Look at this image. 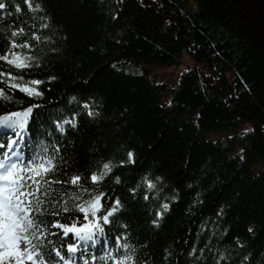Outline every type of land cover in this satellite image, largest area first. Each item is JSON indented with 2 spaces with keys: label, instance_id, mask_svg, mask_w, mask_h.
<instances>
[{
  "label": "trees",
  "instance_id": "trees-1",
  "mask_svg": "<svg viewBox=\"0 0 264 264\" xmlns=\"http://www.w3.org/2000/svg\"><path fill=\"white\" fill-rule=\"evenodd\" d=\"M4 2L0 54L27 40L31 49L14 51L35 59L23 72L0 61V71L42 81L32 86L42 95L8 90L0 113L38 105L25 155L46 149L56 156L51 178L80 175L84 199L103 193L98 216L120 200L87 252L113 250L131 264H264V0H32L37 11ZM186 56L194 66L175 85L146 68ZM125 63L143 73L120 70ZM104 163L112 171L92 184Z\"/></svg>",
  "mask_w": 264,
  "mask_h": 264
},
{
  "label": "snow or ice",
  "instance_id": "snow-or-ice-1",
  "mask_svg": "<svg viewBox=\"0 0 264 264\" xmlns=\"http://www.w3.org/2000/svg\"><path fill=\"white\" fill-rule=\"evenodd\" d=\"M24 3L33 11L40 10L39 4L33 8L32 0H24ZM6 7L4 0H0V10ZM15 11L21 12V7L16 5ZM41 27L47 28L48 25L43 24ZM24 33L25 29L21 27L11 31L10 36L16 38ZM31 39L39 41L41 37L33 33ZM32 47L27 40L17 43L16 39H11L7 50L0 54V61L23 72L32 66L31 61L35 57L14 49ZM23 81V75L0 71V101H12V94L8 90L24 93L28 97L42 95L37 87H32L42 81ZM33 107L38 105L22 111L0 113V264H60L61 261L63 264H74L77 252H87L100 243L99 237L104 234L103 225L111 223L109 218L119 210L120 200L115 199L106 214L98 216L103 207V193L84 199L83 193H87L88 189L83 187L80 175H73L66 180L53 179L51 174L57 169L55 157L36 156L26 160L23 146L27 144L25 137L28 135V119ZM84 107L89 106L85 104ZM88 114L91 116L94 113L89 111ZM64 123L76 127L74 121ZM58 128L61 133L65 131L63 124L58 125ZM128 156L131 161L132 153ZM111 171V165L104 163L102 171L99 174L92 173L88 179L96 184ZM116 182L119 183L118 177ZM147 188L151 190L155 184L147 181ZM145 199L148 197L145 196ZM162 208L167 211L169 205L163 204ZM73 212L79 215L71 223L61 221L63 214ZM50 237L61 240V246L56 247ZM69 239L71 243L67 242ZM104 243L107 244V241ZM49 245H52L51 249ZM116 245L117 248L129 247L127 244L121 245L119 239ZM64 250L69 254L67 257ZM53 253L58 260L52 259ZM108 258L112 259L111 256ZM132 259L128 255L118 259L115 264H131ZM84 264H88L87 260Z\"/></svg>",
  "mask_w": 264,
  "mask_h": 264
},
{
  "label": "rangeland",
  "instance_id": "rangeland-1",
  "mask_svg": "<svg viewBox=\"0 0 264 264\" xmlns=\"http://www.w3.org/2000/svg\"><path fill=\"white\" fill-rule=\"evenodd\" d=\"M193 66L194 63L191 61L190 57L186 56L183 58L179 66H173L170 68L147 66L146 68L150 71L151 75L156 77L159 83L175 85L184 69L192 68ZM119 69L131 75H140L143 73L142 67L129 63L123 64Z\"/></svg>",
  "mask_w": 264,
  "mask_h": 264
}]
</instances>
